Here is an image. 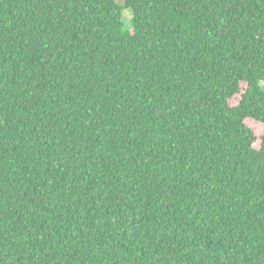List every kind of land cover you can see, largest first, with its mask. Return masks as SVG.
Returning a JSON list of instances; mask_svg holds the SVG:
<instances>
[{
  "label": "trees",
  "instance_id": "16d2710c",
  "mask_svg": "<svg viewBox=\"0 0 264 264\" xmlns=\"http://www.w3.org/2000/svg\"><path fill=\"white\" fill-rule=\"evenodd\" d=\"M123 3L0 0V264H264V0Z\"/></svg>",
  "mask_w": 264,
  "mask_h": 264
},
{
  "label": "rangeland",
  "instance_id": "374dc122",
  "mask_svg": "<svg viewBox=\"0 0 264 264\" xmlns=\"http://www.w3.org/2000/svg\"><path fill=\"white\" fill-rule=\"evenodd\" d=\"M118 2L120 4H122V5L124 4L123 0H118ZM132 17H133V14H132V12L130 10L124 11V22H125L124 30L125 31L131 30L133 28L132 27V23H131ZM250 125L256 131V133L258 135H263L264 134V125L257 124V123H254V122H250Z\"/></svg>",
  "mask_w": 264,
  "mask_h": 264
}]
</instances>
